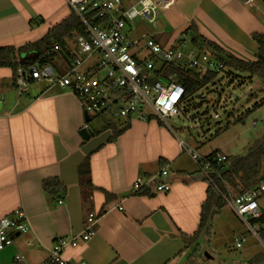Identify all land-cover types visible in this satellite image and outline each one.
<instances>
[{"label":"crops","instance_id":"1","mask_svg":"<svg viewBox=\"0 0 264 264\" xmlns=\"http://www.w3.org/2000/svg\"><path fill=\"white\" fill-rule=\"evenodd\" d=\"M131 1L124 0V6ZM176 1L146 33L134 32V25L132 39L153 38L169 48L194 27L235 57L256 61L259 40L264 39V0H257V10L245 6L244 0ZM71 11L65 0H0V47L19 48L37 41ZM40 18L42 23L31 27L30 21ZM227 81L234 84L232 77ZM216 105L220 108L221 100ZM231 114L225 127L212 135L213 128L208 126L203 138L210 135L208 141L213 143L231 125ZM170 121L133 120L121 127L113 122L105 129L90 130L92 136L85 140L80 132L87 124L86 114L69 91L33 81L19 94L11 68L0 67V220L21 209L31 226L30 233L0 251V264L45 262L55 238L82 232L90 214L96 216V234L87 243L63 251L70 262L188 264L192 251L201 249L203 238L215 235L212 219L199 240L188 243L185 239L198 231L209 187L202 164L191 158L187 147L199 153L206 143H192L188 129ZM228 145L224 141L199 154L207 157L219 151L229 158ZM87 156L93 191L81 186L77 173ZM163 166L168 167L172 184L168 192L132 193L138 177L155 176ZM53 178L67 187L60 204L43 187ZM104 192L112 198L108 200ZM226 208L236 215L226 203L216 216ZM250 223L244 224L248 233L239 231L234 238L236 249L238 240L246 239L240 251L227 250V256L216 258V253L204 249L202 253H210H205V264H264L260 225ZM33 237L34 244L28 245Z\"/></svg>","mask_w":264,"mask_h":264},{"label":"built area","instance_id":"2","mask_svg":"<svg viewBox=\"0 0 264 264\" xmlns=\"http://www.w3.org/2000/svg\"><path fill=\"white\" fill-rule=\"evenodd\" d=\"M65 1L86 25L87 33L74 35L66 52L61 46L56 47L58 52H64L57 66L51 63L19 66L14 74L19 94L25 93L33 81L45 82L69 91L90 118L109 113L124 124L133 120L167 122L180 116L181 105L189 99L185 98V87L171 73L165 75L169 65L195 70L201 75L228 71L213 54L195 48L188 31L169 48L153 38L132 39L135 21L155 24L176 0H132L128 6H124V0ZM243 4L258 9L257 0H244ZM91 15L99 20L95 26L89 21ZM261 20L264 26V16ZM16 56L18 60V53ZM84 128L88 129V124ZM187 152L195 162L202 164L204 177L214 185L210 174L212 166L227 162L228 157L215 152L206 159L191 147H187ZM168 175V167L163 166L155 176H140L132 184V193L146 194L150 190L166 193L172 185ZM223 184L225 190L216 186V191L246 224L264 218V209L258 202L259 193H264V178L256 187L236 196L224 180ZM95 222L96 216L90 214L82 232L55 238L47 260L40 264H89L84 260L72 263L63 256V251L87 243L96 234ZM252 229L256 230L254 226ZM30 232L28 216L21 209L2 218L0 251ZM35 240L33 237L27 244L33 245ZM245 240L244 237L238 240L237 247Z\"/></svg>","mask_w":264,"mask_h":264},{"label":"trees","instance_id":"3","mask_svg":"<svg viewBox=\"0 0 264 264\" xmlns=\"http://www.w3.org/2000/svg\"><path fill=\"white\" fill-rule=\"evenodd\" d=\"M89 21L94 26L99 23V20L93 19L92 15ZM41 23L42 18L30 21L31 27H36ZM188 32L191 36L193 46L199 50L213 54L214 57L221 61L224 67L228 69V73L231 74L233 71H236L246 74L249 78L256 76L264 82V39L259 40V50L256 61L246 62L198 34L194 27H190ZM86 33V25L75 12L71 11L70 15L53 25L48 32L37 41L29 42L19 48L13 46L0 47V67L11 68L13 74H15L19 66L27 68L31 65L44 63H51L57 66V62L61 61L64 52H58L56 47L61 46L66 52L70 49L69 42L73 39L74 35H85ZM16 53L19 55V61L17 60ZM167 72L171 73L174 79L185 87V98H191L202 88L215 83L219 75L216 72H208L205 75H201L195 70H186L176 65H169L165 75ZM263 102L262 100L260 103H256L253 109L256 110L261 107ZM245 112V114L239 116L237 120H241L245 115H248L251 110L248 109ZM125 129L126 128L121 129L116 134L123 132ZM257 153L258 154L249 159V161H243L241 158L232 156L228 158L227 162L214 164L212 166L210 174L212 175L214 185L209 183L207 199L202 205V215L198 231L192 238L185 237L188 243L199 240L203 230L208 227V224H211L213 217L221 214L222 209L226 206V202L216 191V186L218 189L222 187V191L225 190L223 180L231 193L235 196L256 187L263 180L264 161L262 156H264V147ZM210 156H212V154L205 158L207 159ZM89 158L90 157L87 156L79 164L77 173L81 186L93 191L95 188L91 182ZM43 187L44 190L56 200H61L67 191V187L63 185L58 178L45 181ZM104 193L108 200L112 198L111 195L106 192ZM257 221L258 220H252V223H259V233L264 241V218L260 219L259 222Z\"/></svg>","mask_w":264,"mask_h":264},{"label":"rangeland","instance_id":"4","mask_svg":"<svg viewBox=\"0 0 264 264\" xmlns=\"http://www.w3.org/2000/svg\"><path fill=\"white\" fill-rule=\"evenodd\" d=\"M134 25V32L139 31L141 34L152 28L151 24L139 21H135ZM223 73L218 75L215 83L202 88L181 105L182 113L180 118L182 119L179 120L177 116L173 117V121L170 122H178L182 127L188 129L187 131L192 134V143H206L201 145V147L204 146L202 148L203 151L218 143L229 141L228 153L231 154L230 156L249 161L264 147V102L258 109H253L256 103L264 101V82L256 76L251 80L249 77L246 78V74L236 71H233V73L237 74L238 77L227 72L226 74L225 72ZM241 76L245 77V79H241ZM230 77L234 78V84L230 81L228 83L227 79ZM221 82L222 85L220 84ZM198 95H201V98ZM219 100H221V107L217 108L216 104ZM185 108L186 111L184 110ZM248 109L251 112L241 120H237ZM230 113L235 118H231L232 122L229 128L218 137H215L212 140L214 141L213 143L208 141L210 135L207 136L208 139L203 138L204 133L207 134L208 126L213 128L212 135H215L220 128L225 127L228 122L226 116ZM216 114H218V117H215ZM113 122L120 127L124 125L123 120L114 119L109 113L94 116L90 122H87L88 130L99 131L105 129L108 123ZM262 157L264 161V156ZM259 196L258 200L264 206V194L259 193ZM213 219L212 224H214V227L212 232H215V235L203 238L204 240L201 243L202 250L200 248L194 249L189 257L190 262L188 264H205L207 261L204 257L207 251L202 253L204 249L216 253L213 254L216 258L227 256L229 253L227 250H230L231 253L241 250L235 248L234 238L240 235L239 231L247 232L245 229L246 225L244 226L245 223L229 208L225 209L224 214ZM207 254L209 255L210 253L207 252ZM208 264L213 263L210 261Z\"/></svg>","mask_w":264,"mask_h":264},{"label":"water","instance_id":"5","mask_svg":"<svg viewBox=\"0 0 264 264\" xmlns=\"http://www.w3.org/2000/svg\"><path fill=\"white\" fill-rule=\"evenodd\" d=\"M198 97L201 98V95H198ZM89 121H90V118L88 117V115H86V122H89ZM80 133H81V136L85 140H88L92 136V132L88 130L87 128H83ZM200 178H203V176L201 175Z\"/></svg>","mask_w":264,"mask_h":264}]
</instances>
